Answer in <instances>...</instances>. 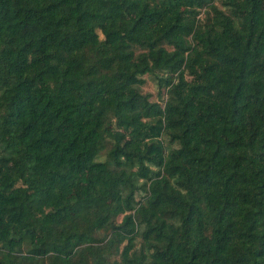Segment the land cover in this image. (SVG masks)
Segmentation results:
<instances>
[{
  "label": "trees",
  "instance_id": "16d2710c",
  "mask_svg": "<svg viewBox=\"0 0 264 264\" xmlns=\"http://www.w3.org/2000/svg\"><path fill=\"white\" fill-rule=\"evenodd\" d=\"M0 264H264V0H0Z\"/></svg>",
  "mask_w": 264,
  "mask_h": 264
},
{
  "label": "rangeland",
  "instance_id": "374dc122",
  "mask_svg": "<svg viewBox=\"0 0 264 264\" xmlns=\"http://www.w3.org/2000/svg\"><path fill=\"white\" fill-rule=\"evenodd\" d=\"M141 88L143 91L151 93V99L162 101V99H161L162 97L157 93L156 83H155V80L152 78V76H150V75L146 76V83H144L141 86ZM102 141H103V143H105V145L99 154V159L105 158L106 150L108 149V147L110 145L108 143L107 139H105V137L102 138Z\"/></svg>",
  "mask_w": 264,
  "mask_h": 264
}]
</instances>
